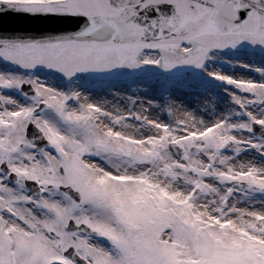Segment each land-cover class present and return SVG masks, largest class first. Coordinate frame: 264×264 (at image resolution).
I'll return each mask as SVG.
<instances>
[{
  "label": "snow or ice",
  "instance_id": "6c2138e0",
  "mask_svg": "<svg viewBox=\"0 0 264 264\" xmlns=\"http://www.w3.org/2000/svg\"><path fill=\"white\" fill-rule=\"evenodd\" d=\"M0 264H264V0H0Z\"/></svg>",
  "mask_w": 264,
  "mask_h": 264
},
{
  "label": "water",
  "instance_id": "95a60500",
  "mask_svg": "<svg viewBox=\"0 0 264 264\" xmlns=\"http://www.w3.org/2000/svg\"><path fill=\"white\" fill-rule=\"evenodd\" d=\"M19 27L40 30V29H46V28H55L57 27V25L55 24V22L25 21V22H22L19 25Z\"/></svg>",
  "mask_w": 264,
  "mask_h": 264
}]
</instances>
